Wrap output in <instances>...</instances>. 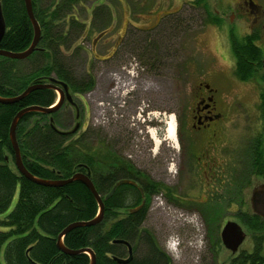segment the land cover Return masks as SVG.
Instances as JSON below:
<instances>
[{
  "label": "rangeland",
  "instance_id": "obj_1",
  "mask_svg": "<svg viewBox=\"0 0 264 264\" xmlns=\"http://www.w3.org/2000/svg\"><path fill=\"white\" fill-rule=\"evenodd\" d=\"M195 1L84 0L86 7L75 9L74 13L87 22V29L76 36L69 50L63 51L76 74L94 75L95 86L82 94V100L74 96L80 104L81 117L80 128L71 140L85 130L94 149L109 143L121 157L163 182V189L151 196L144 225L169 252L174 264H228L237 253L218 239L224 222L236 221L243 227L247 236L241 249L250 252L254 250L251 231L233 210L229 211L233 205L227 204L229 209H224L221 219L222 209L213 206L209 198L211 189L201 182H186L185 163L179 162L183 147L180 126L201 90H205L200 84L207 83L219 89L217 104L223 109L228 132L249 140L257 137L264 124L260 108L264 71L260 69L257 77L242 81L236 77L235 66H220L215 56L198 46L195 37L204 32L207 24L217 23ZM206 1L210 13L222 19L218 25H230L229 39L238 19H244L249 29L264 27V2L258 1L259 6L249 9L244 0ZM100 3L107 5L105 10L111 16L105 22L97 18L93 23L92 9ZM101 25L104 31L99 32ZM263 34L264 29L262 45ZM59 116L63 124L60 129L70 130L77 122L71 107L63 106ZM170 120L176 125L175 137L167 132ZM183 133L186 135V129ZM102 149L106 152L103 145ZM179 165H183L181 169ZM261 185L264 186V177L251 169L249 183L243 186L246 210L252 211L251 195L263 188ZM178 192L183 195L182 202ZM200 195L207 196L204 205L186 199H198Z\"/></svg>",
  "mask_w": 264,
  "mask_h": 264
},
{
  "label": "trees",
  "instance_id": "obj_2",
  "mask_svg": "<svg viewBox=\"0 0 264 264\" xmlns=\"http://www.w3.org/2000/svg\"><path fill=\"white\" fill-rule=\"evenodd\" d=\"M83 2L32 0L33 12L41 26L40 40L24 60L0 55L1 96H15L33 82H49V77L66 82L76 93L84 94L94 88V75L90 72L76 74L63 51L69 50L76 36L87 29V22L74 13L79 6L86 7ZM195 4L207 9L212 22H222L218 15L210 13L206 0H196ZM0 5L6 23L0 48L11 51L27 49L34 37V27L25 0H0ZM106 6L100 3L93 7V23L97 18L105 22L107 16H111L110 11L105 10ZM99 30L104 31L102 25ZM230 40L236 57V77L242 81L257 77L264 55L255 41L256 37L251 34L241 37L232 33ZM19 63L23 64L22 68L16 66ZM56 98V91L45 87L31 91L17 102H0V264L91 263V255L87 251L69 254L57 244L60 233L68 224L89 220L98 214L99 204L91 190L80 180L62 186L36 183L23 175L15 164L10 139L13 117L26 106H51ZM261 99L260 108L264 117V91ZM61 109L50 113L58 128L63 125L59 119ZM16 135L23 162L34 175L61 179L82 171L90 175L103 198L102 220L94 225L72 228L63 237L66 247L73 250L92 249L95 264H174L169 252L144 225L151 200L147 193L163 189V182L153 179L127 157H121L109 143L94 149L85 130L71 140L73 133L55 129L49 114L39 110L27 112L21 117ZM102 145L106 152H103ZM257 163V174L264 176L263 156L257 157ZM121 179L136 180V183H119ZM114 186L112 194L107 196ZM144 198L146 203L142 207ZM241 218L253 233L254 250L241 249L228 264H264V217L253 210H244ZM120 259L129 261L119 262Z\"/></svg>",
  "mask_w": 264,
  "mask_h": 264
},
{
  "label": "flooded vegetation",
  "instance_id": "obj_3",
  "mask_svg": "<svg viewBox=\"0 0 264 264\" xmlns=\"http://www.w3.org/2000/svg\"><path fill=\"white\" fill-rule=\"evenodd\" d=\"M258 1L262 3L264 2V0H244V5L251 9L252 7L259 6ZM263 29L264 27L260 29L254 26L250 28V32L246 35L251 34L255 36V41L257 44H259L261 50L264 52V45H262L260 42ZM233 33L237 34L235 30ZM261 61L262 64L260 69L264 71V57H261ZM56 85L60 89L64 90L62 85L57 83ZM201 87H204L205 90H203ZM200 88L202 90L198 95L197 101H195L191 107L190 112H186V115L184 116L185 121H183V124L180 126V137L183 147L180 151L179 162L180 164L183 162L185 163L183 164L185 165L184 172H186L184 178L187 177V181H185L189 184L197 185L198 182H201L203 186L211 189V196L209 198L214 202L213 206L222 209V211L219 212L221 219L225 215V212H223L224 209H229L227 204H230L233 205V208H231L229 211L231 212L233 210L232 212L242 220L241 215L244 210L246 211V206L248 205V201H246L244 198L245 190L243 189V186L249 183L251 169L254 171V173H256V171L259 169L257 157L261 158V156H263L264 158V124L258 133L260 135L257 134V137L254 135L250 140L249 138H239L238 136L235 137L234 135H231V133L228 132L229 127L224 123L226 118L223 115V109L218 108L219 105L217 103L219 89L207 83L205 85L200 84ZM53 89L59 96L60 92L56 88ZM263 91L264 88L260 93ZM69 92L72 94L75 103H71L68 100L66 91L64 90V102L60 108H63V106L73 108L75 110V121H77L76 123H79L78 121L81 117L80 104L76 101L74 96H76L78 100H82L83 93L73 92L70 87ZM262 102V99H260V106ZM52 116L49 114V120H51ZM185 129L187 131L186 135L183 133ZM259 154L262 155L259 156ZM183 165H179L178 169H181ZM175 176H178V171ZM121 180H127L131 183L136 181H133L132 179ZM124 182L126 183V181ZM261 186L263 188L253 191L254 194L252 193L253 196L251 195L252 199L250 198V207L254 211V201L257 203L260 201L262 203L260 210L264 213V186ZM168 192H171V190ZM173 192L175 191H172L171 193ZM147 194L151 197L152 194L154 195L155 193H151L149 191ZM179 194L180 192H178L177 196L182 202L183 195ZM197 198L198 199H186L192 203L198 201V204L200 205H204V203L208 202L207 196L204 198L203 195H200ZM144 199L145 200L141 205L142 207L146 203V198ZM258 214L264 217V214ZM228 221L230 220H226V222H224L223 227ZM241 228L244 231L242 226ZM252 234L253 233H251L250 236L252 237V241H254ZM246 236L247 235H245L242 243L244 242ZM242 243L239 245L238 251H240Z\"/></svg>",
  "mask_w": 264,
  "mask_h": 264
},
{
  "label": "water",
  "instance_id": "obj_4",
  "mask_svg": "<svg viewBox=\"0 0 264 264\" xmlns=\"http://www.w3.org/2000/svg\"><path fill=\"white\" fill-rule=\"evenodd\" d=\"M25 4H26V8L29 14V17L31 19V22L33 24L34 27V37L33 40L30 44V46L23 50V51H11V50H6V49H2L0 48V55H5L8 57H12V58H26L28 57L37 47V44L40 40V36H41V26L37 20V18L35 17V14L33 12V3L32 0H25ZM6 32V23L4 20V16L2 13V9H1V5H0V41L3 38L4 34ZM60 84L63 86L64 90L66 91V95L68 100L71 103H75L72 97V94L69 92V87L68 84L62 80L57 79L56 77H49V82H33L31 84H29L22 92H20L19 94L15 95V96H10V97H5V96H1L0 95V102L2 103H14L17 102L21 99H23L27 94H29L31 91L38 89V88H45V87H53L56 88L59 92V98L57 100V102L54 105L51 106H40V105H30V106H26L24 108H22L21 110H19L16 115L13 117L11 126H10V139L13 145V149L15 152V164L18 168V170L25 175L27 178L31 179L32 181L45 185V186H62L65 185L71 181L74 180H80L82 181L90 190L91 192L94 194V196L96 197L98 204H99V211L98 214L93 217L92 219L89 220H79V221H74L70 224H68L65 229L60 233L59 237H58V247L69 254H76V253H80L83 251H87L90 255H91V263L90 264H95L96 261V257H95V253L93 252L92 249H78V250H73L70 249L68 247L65 246L64 242H63V237L64 235L70 231L72 228L77 227V226H83V225H94L99 223L102 218H103V213H104V201L103 198L101 197V195L98 193L92 179L90 178V175L84 172H75L72 176L68 177V178H61V179H46V178H41L38 177L36 175H34L32 172L29 171V169L26 167V165L23 162L22 159V155H21V151H20V146L17 140V135H16V128L17 125L19 123V120L21 119V117L30 111H34V110H39L45 113H53L56 110H58L61 105L64 102V90L60 89L57 85ZM51 123L53 125V127L55 129H58L54 123H53V118L51 117ZM79 127V123H76V125L69 131L67 132H75ZM61 132H66L61 130ZM124 181L127 180H121L119 183H122ZM115 187L110 191V193L108 195H110L113 191H114ZM255 200V199H254ZM254 201V210L258 213H262L264 214L261 210V202L259 201V203H257ZM221 237L223 240V243L225 244V246L227 248H229L232 252H236L239 248V245L242 243L244 237H245V232L242 230L241 226L234 222V221H228L222 231H221ZM129 259H120L119 262H128Z\"/></svg>",
  "mask_w": 264,
  "mask_h": 264
},
{
  "label": "clouds",
  "instance_id": "obj_5",
  "mask_svg": "<svg viewBox=\"0 0 264 264\" xmlns=\"http://www.w3.org/2000/svg\"><path fill=\"white\" fill-rule=\"evenodd\" d=\"M229 27L227 22L221 25L209 23L205 26L204 32L195 37L198 46L202 45L204 51L215 56L219 65L227 69L233 68L236 64L229 39ZM232 27L241 37L250 32L244 19L236 20Z\"/></svg>",
  "mask_w": 264,
  "mask_h": 264
},
{
  "label": "bare ground",
  "instance_id": "obj_6",
  "mask_svg": "<svg viewBox=\"0 0 264 264\" xmlns=\"http://www.w3.org/2000/svg\"><path fill=\"white\" fill-rule=\"evenodd\" d=\"M167 132L170 137L176 136V125L174 121L170 120L168 122Z\"/></svg>",
  "mask_w": 264,
  "mask_h": 264
}]
</instances>
